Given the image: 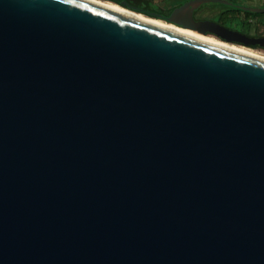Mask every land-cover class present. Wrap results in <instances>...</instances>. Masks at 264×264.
<instances>
[{"label":"water","instance_id":"obj_1","mask_svg":"<svg viewBox=\"0 0 264 264\" xmlns=\"http://www.w3.org/2000/svg\"><path fill=\"white\" fill-rule=\"evenodd\" d=\"M206 2L230 4L157 18L264 47L194 20ZM0 264H264V58L89 0H0Z\"/></svg>","mask_w":264,"mask_h":264},{"label":"trees","instance_id":"obj_2","mask_svg":"<svg viewBox=\"0 0 264 264\" xmlns=\"http://www.w3.org/2000/svg\"><path fill=\"white\" fill-rule=\"evenodd\" d=\"M115 2L127 1L129 3L130 8H137L138 11L143 12L149 16L166 18L169 16L171 11L180 5L185 0H160L159 3L164 2V4H156L151 5L149 2L152 0H114ZM141 2V4H135L134 2ZM230 4H221L216 3L217 5L212 6L216 7L211 10V7L204 6L201 3L197 10L201 12V14L209 13L211 18L219 21L223 26L232 28L233 26L239 27L240 32L253 37H259L264 35H253L260 30L261 26H264V21L261 19L263 13L252 12L248 10H243L236 6H253L249 0H226ZM260 7V6H259ZM264 7V3L262 6ZM200 9V10H199ZM154 13V15H152ZM206 20V19H201ZM211 20V19H210Z\"/></svg>","mask_w":264,"mask_h":264},{"label":"bare ground","instance_id":"obj_3","mask_svg":"<svg viewBox=\"0 0 264 264\" xmlns=\"http://www.w3.org/2000/svg\"><path fill=\"white\" fill-rule=\"evenodd\" d=\"M89 1H92V2L101 4V5H104V6H107V7L128 13V14L140 17V18L149 20V21H152V22H155V23H158V24H161V25H164V26L185 32V33H188V34H191V35H194V36H197V37H200V38H203V39H206V40H209V41H212V42H215V43H218V44L230 47V48H234V49H237V50H240V51H243V52H246V53L261 57V58H264L263 52H260V51H257V50L251 49V48H245L243 46L236 45V44L227 43V42L220 40V39H217L213 36L204 34L203 32H199L198 30L191 29V28H188L186 26L177 25L175 23L168 22V21H165V20L157 18V17L145 16V15L141 14L140 12H136V11H133L132 9H128L126 7H121L115 3L109 2V0H107V1L106 0H89ZM187 17L188 16L185 13H181V14L177 13L176 14V18L180 21H183L185 19V22H188Z\"/></svg>","mask_w":264,"mask_h":264},{"label":"flooded vegetation","instance_id":"obj_4","mask_svg":"<svg viewBox=\"0 0 264 264\" xmlns=\"http://www.w3.org/2000/svg\"><path fill=\"white\" fill-rule=\"evenodd\" d=\"M107 1V0H106ZM109 2H112V3H115V1H113V0H111V1H109ZM127 2V1H126ZM183 3V2H182ZM115 4H117V5H119V6H121V7H124V6H122V5H120V4H118V2H116ZM200 10V9H199ZM134 11V10H133ZM136 12H138V11H136ZM141 14H143V15H145V16H149V15H147V14H145V13H143V12H140ZM193 18H194V20H201V19H211V20H213V21H215V22H217V23H220L219 21H217L216 19H213V18H211V16L209 15V13L207 12V13H203V14H201V12H199L198 10H197V8L196 9H194L193 10ZM150 17H152V16H150ZM221 24V23H220ZM222 25V24H221ZM231 29H234V30H237V31H239L240 32V28L239 27H232ZM207 35H210V36H215V35H213V34H207ZM253 35H264V33H262L260 30H258V32L257 33H255V34H253ZM215 38H217V39H219V37H217V36H215ZM221 40V39H220ZM224 41V40H223ZM225 42H227V43H231L230 41H225ZM231 44H235V43H231ZM236 45H240V43H238V44H236ZM240 46H243V47H245V48H251V49H254V50H256V49H262V50H264V47H260V46H251V45H243V44H241ZM258 51V50H257Z\"/></svg>","mask_w":264,"mask_h":264},{"label":"rangeland","instance_id":"obj_5","mask_svg":"<svg viewBox=\"0 0 264 264\" xmlns=\"http://www.w3.org/2000/svg\"><path fill=\"white\" fill-rule=\"evenodd\" d=\"M250 2H251V4L253 5V6H256V7H261L262 6V3H264V0H249ZM160 2V0H152V1H150L149 3L151 4V5H156V4H164V2H162V3H159ZM135 4L137 3V4H143V3H141V2H139V1H137V2H134ZM204 4V6H208V8L209 7H211V10H213V9H215L216 7H212V6H215V5H217L215 2H206V3H203ZM210 9V8H209ZM261 19L264 21V13H263V16H261ZM260 31L262 32V33H264V26H261L260 27ZM215 37V36H214ZM219 39H221V38H219ZM231 42V41H230ZM231 43H235V42H231ZM235 44H238V43H235ZM241 45V44H240ZM256 50H258V51H260V52H263L264 53V50H262V49H256Z\"/></svg>","mask_w":264,"mask_h":264}]
</instances>
